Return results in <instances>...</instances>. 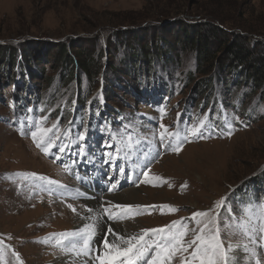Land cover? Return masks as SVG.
Here are the masks:
<instances>
[{
	"label": "rangeland",
	"instance_id": "rangeland-1",
	"mask_svg": "<svg viewBox=\"0 0 264 264\" xmlns=\"http://www.w3.org/2000/svg\"><path fill=\"white\" fill-rule=\"evenodd\" d=\"M203 23L264 41V0H0V264H53L69 251L52 234L70 232L78 220L81 204L73 214L37 187L39 176L64 178L52 149L45 154L32 140L37 123H58L50 135L59 137L55 150L64 156H109L124 146L135 158L155 154L136 187L138 202L128 203L150 212L104 223L107 231L133 233L182 218L193 228L194 212L226 197L217 212L229 264H264L257 219L264 206V88L221 68L222 51L200 58L186 38ZM63 45L72 64L64 62ZM149 70L154 76L146 78ZM200 121L203 138L190 132ZM161 124L183 134L179 153L175 138L160 141ZM149 143L159 152L150 155ZM60 145H67L62 153ZM154 176L167 183L143 182ZM166 204L178 210L157 207Z\"/></svg>",
	"mask_w": 264,
	"mask_h": 264
},
{
	"label": "snow or ice",
	"instance_id": "snow-or-ice-1",
	"mask_svg": "<svg viewBox=\"0 0 264 264\" xmlns=\"http://www.w3.org/2000/svg\"><path fill=\"white\" fill-rule=\"evenodd\" d=\"M160 111L163 113V109ZM44 119L46 118H41V120ZM203 124L204 121H200L199 126L193 125L190 129L191 134L203 138V133L200 130ZM57 128L58 123H53L51 127H43L40 123H37L35 130L31 131V137L36 147L40 148L45 154H49L50 150L57 145L59 137L56 136L54 138L53 135H50ZM160 128L162 129L159 132L160 141L167 143L170 138H175L176 146L172 147V151L179 153L182 149L180 134L169 131L163 124L160 125ZM79 139L83 140L84 135L80 134ZM184 139L186 140L187 137H184ZM66 148L67 145H60L59 151L62 153ZM108 155L111 157V154ZM65 170H68L67 165H65ZM123 171L124 169L121 168L120 172L123 173ZM15 175L23 177L37 176L36 173H17ZM145 177H147V173H145ZM39 179L47 180L50 184H59L58 181L50 180L44 176H39ZM153 181L167 183L166 180L159 176H154L152 179L146 178L143 182L152 183ZM115 188L116 184H113L109 191ZM225 199L226 197H221L220 200L215 201L211 209L194 212L191 216V220L195 223L193 228H189L188 224L183 222L187 218H182L181 220H174L170 225H165L164 227L143 229L139 234L129 237L113 234L114 238L111 241L105 237L103 240V253L98 255L96 259L99 264H139L140 261L150 257L147 259L146 264H173L174 259L179 256L180 264H229L228 250L221 240L217 212L224 205ZM69 207L71 208L72 205H69ZM113 207L127 212L131 211L133 207L139 208L142 206L114 205ZM157 207L168 209L169 211L178 210L175 206L167 204ZM72 210L75 211V208ZM88 211L91 212L92 209H88ZM245 211L251 215L250 209ZM103 213L108 214L109 219L113 220L125 218L124 215H118L107 207L103 208ZM257 219L261 221L258 230L261 234H264V206L259 207ZM246 223H250V220L242 222L239 227L244 229ZM97 228L98 224L94 217L93 223L85 224L78 230L52 235L59 237L56 240L57 246L64 247L67 251L75 252L77 256H87L92 251V242L97 235ZM108 232L112 233V229L109 228ZM149 233L152 234V237L145 239ZM189 233L192 234V238L185 239ZM228 247L231 248V245ZM17 259H19L18 254ZM20 264H23V261H20ZM255 264H261L260 259H256Z\"/></svg>",
	"mask_w": 264,
	"mask_h": 264
},
{
	"label": "trees",
	"instance_id": "trees-1",
	"mask_svg": "<svg viewBox=\"0 0 264 264\" xmlns=\"http://www.w3.org/2000/svg\"><path fill=\"white\" fill-rule=\"evenodd\" d=\"M191 30L194 36L188 35L190 37L186 39L191 44L196 43L201 59H212L218 51H222L225 61L223 60V63H221V68L226 67L227 73L237 74L242 81L250 82L257 87L264 88V41L251 42L245 34L225 32L221 28H218L217 25L207 23L195 26L191 28ZM191 30H187L186 33L191 32ZM62 50L65 53L64 62L71 63L73 59L70 57V54L66 52L67 48L64 45ZM26 55L29 57V54L26 53ZM77 56L79 59L82 58L80 54ZM89 65L90 64L87 63L82 64L83 69H86L87 72L90 70L89 68H91ZM73 67L74 66H72L71 69H73ZM23 69L27 71L26 67H23L21 70L23 71ZM145 76L149 78L154 75L153 72L149 70V73ZM93 89L89 91L88 95L92 93ZM85 101L86 98L79 101V104L83 106Z\"/></svg>",
	"mask_w": 264,
	"mask_h": 264
},
{
	"label": "bare ground",
	"instance_id": "bare-ground-1",
	"mask_svg": "<svg viewBox=\"0 0 264 264\" xmlns=\"http://www.w3.org/2000/svg\"><path fill=\"white\" fill-rule=\"evenodd\" d=\"M136 189H137L136 187H130L128 189L122 190L121 192H118L114 196L118 198V202H124L125 204L138 202L137 201L138 199L134 198V197L138 196V191H135ZM128 196H129V198H128ZM88 209H92V211L89 212ZM70 212L73 213L72 211H70ZM98 214H102L101 202L99 200H96L95 202H89V206H87L86 209H84L83 211L79 212L78 220H77V223L74 225V228H76L78 230V229L82 228L85 224L93 223V218L95 217L96 222L98 224L97 233H99L100 235H103V237H107L109 239V241L113 240V238H114L113 234L129 237V236H132L134 234H139L142 231V229H139L136 232L129 233L124 229H122V232H120L119 229L115 228V233H113V232L109 233L107 231V228L103 227V224L107 223L110 227V225L113 224V222L111 221V219H107V217L104 216L103 214L99 215V216H98ZM125 225H127V223L122 222V224L119 225V228L120 227L126 228ZM262 236H264V235H262ZM72 239H76V238H72ZM100 241L102 243L103 239L102 238L98 239V241H97L98 246H101V243H99ZM90 258L91 257L88 255L87 256H85V255L77 256L75 254V252L69 251L68 253L63 254V255L59 256L57 259H55L53 264H91ZM236 258H237V254L233 251L232 255H231L232 261H235Z\"/></svg>",
	"mask_w": 264,
	"mask_h": 264
}]
</instances>
